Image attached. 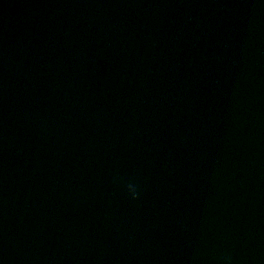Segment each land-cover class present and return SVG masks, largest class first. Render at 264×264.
Returning a JSON list of instances; mask_svg holds the SVG:
<instances>
[{"label": "water", "instance_id": "obj_1", "mask_svg": "<svg viewBox=\"0 0 264 264\" xmlns=\"http://www.w3.org/2000/svg\"><path fill=\"white\" fill-rule=\"evenodd\" d=\"M0 264H264V0H0Z\"/></svg>", "mask_w": 264, "mask_h": 264}, {"label": "clouds", "instance_id": "obj_2", "mask_svg": "<svg viewBox=\"0 0 264 264\" xmlns=\"http://www.w3.org/2000/svg\"><path fill=\"white\" fill-rule=\"evenodd\" d=\"M128 188H129V190L131 191L133 197H134V198H138L139 193H138V191H137L135 185L132 184V183H129V184H128Z\"/></svg>", "mask_w": 264, "mask_h": 264}]
</instances>
